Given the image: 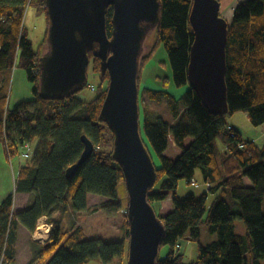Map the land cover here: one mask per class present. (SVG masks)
Masks as SVG:
<instances>
[{"label":"trees","instance_id":"obj_1","mask_svg":"<svg viewBox=\"0 0 264 264\" xmlns=\"http://www.w3.org/2000/svg\"><path fill=\"white\" fill-rule=\"evenodd\" d=\"M192 6L193 0H162L161 22L144 46L145 50L153 41L151 53L141 60L140 100L146 95L152 102H166L177 120L171 124L161 117L154 118L148 109L142 116L140 101L142 136L152 157L156 154L161 164L156 166L157 182L149 202L154 206L172 197L174 206L168 215H159L166 227L162 248L168 247L169 252L165 258L159 257L158 264H183L182 240H198L203 226L217 235L218 240L199 247L192 264H263L264 144L244 139L228 117L244 112L255 127L264 126V0L239 3L228 26L227 114L211 113L189 86L188 66L195 39L190 22ZM29 7L47 17L46 0H0V143L9 158L19 156L27 143L33 147L31 158L16 180V193L31 194L30 204L24 211L15 213V195L0 203V264L16 262L20 226L34 233L45 216L54 228L33 264H87L96 259L103 264H112L116 259H119L117 264H122L126 259L128 264V213L125 238L117 242L87 239L81 227L63 231L54 218L56 210L63 205L71 204L76 213L87 211L89 194L110 199V207L117 209L121 204L114 203L119 200V188L126 178L113 160L114 135L100 121L108 90L103 85L108 82L109 86L108 74L102 76L100 59L90 54L93 73L102 80L93 101L79 99L82 91L65 100L43 98L39 60L47 49L42 51L44 43L47 47V36L35 50L25 26ZM112 16L110 8L109 36ZM161 44L168 55L171 73L162 81L161 89H154L143 85L142 79ZM17 69L24 70L33 84V99L11 107L10 90ZM89 86L88 82L86 88ZM172 89L185 91L176 98ZM83 136L96 150L69 178L68 170L85 150ZM170 137L182 151L177 159L165 155ZM188 139L193 140L189 146ZM198 172L202 173L204 183L210 185L208 193L201 197L194 194L179 197L181 182L192 186ZM210 196L215 197L211 205ZM238 220L245 223L247 235L237 234Z\"/></svg>","mask_w":264,"mask_h":264},{"label":"water","instance_id":"obj_2","mask_svg":"<svg viewBox=\"0 0 264 264\" xmlns=\"http://www.w3.org/2000/svg\"><path fill=\"white\" fill-rule=\"evenodd\" d=\"M46 8L48 35L39 60L40 94L65 100L80 93L88 84L90 54L100 59L102 76H109L100 121L114 135L113 160L124 171L129 195L128 264H158L166 227L149 202L157 167L142 136L139 78L147 37L161 22L162 0H46ZM190 22L195 39L189 86L211 113L227 114L229 23L221 16L220 1L193 0ZM82 141L85 150L68 170L69 178L95 153L86 136Z\"/></svg>","mask_w":264,"mask_h":264},{"label":"rangeland","instance_id":"obj_3","mask_svg":"<svg viewBox=\"0 0 264 264\" xmlns=\"http://www.w3.org/2000/svg\"><path fill=\"white\" fill-rule=\"evenodd\" d=\"M221 3V15L228 22L232 23L234 19L235 7L241 3L248 0H219ZM25 26L30 33V38L33 42L35 50H38L46 38L48 32V20L44 13H41L34 7H29L25 16ZM153 35V32L147 37ZM153 41L151 42V44ZM45 44V43H44ZM43 44V50L46 49V44ZM149 44L143 53L146 57L151 53L152 45ZM171 68L168 59V55L161 44L157 51L155 52L154 60L150 61L143 73L142 84L147 85L150 88L161 89L162 81L168 76H170ZM1 79V78H0ZM88 82L90 85L98 88L102 80L99 75L93 73V65L90 62L88 70ZM103 88H108V82H105ZM33 84L27 79V73L24 70L17 69L14 72L12 86L10 90V105L11 107L17 104L33 99L32 94ZM185 89H172V93L176 98H179ZM97 97L96 92H91L90 89H85L82 91L78 98L91 102ZM142 106V116L143 111L148 109L152 112L154 118L161 117L164 121L175 124L177 120L174 119L170 112L169 107L166 102L156 103L149 100L146 95H143L141 100ZM143 120V118H142ZM233 120V121H232ZM228 121H232L244 135V138L248 139H258L261 143L264 140V126L255 127L249 120L248 116L244 112L236 113L232 117H228ZM193 142L192 139H188L186 145L189 146ZM34 146L36 144H33ZM220 149L223 150V146L218 142ZM182 151L175 146L174 140L170 137V145L168 151L165 155L171 159H177L181 155ZM153 159L157 167H160V161L156 154L153 153ZM28 161L24 159L21 155L13 156L9 158L5 152L3 144L0 143V203L7 199L10 195L17 196L16 193V180L19 176L20 169L26 165ZM196 181L200 184V187H192L186 185L183 181L181 182L179 189L177 191L178 196L185 198L189 194H194L196 197H201L203 194L208 193V188L204 183L203 175L198 172L196 175ZM214 196H210L209 205L214 200ZM95 203V202H94ZM114 204H121L117 209L111 208L109 203L103 204L98 203L94 207V211H91L88 215H77L74 216V212L68 209L67 205L62 206L61 215L59 218L60 225L63 227V231H69L74 228L75 222L83 223L85 226L84 230L86 232L87 239H97L101 238L107 240L108 242H117L125 238L126 228V214L127 208L129 206V195L126 187V183H122L119 188V200ZM97 207V208H96ZM158 215L161 213H166V205L161 208V204L154 205ZM101 209L102 211L98 212ZM46 217V216H45ZM44 218V217H43ZM42 219V218H41ZM48 219V218H47ZM49 221V219H48ZM50 222V221H49ZM52 223V222H51ZM236 232L239 235H247V227L245 223L241 220L236 221ZM33 233H21L19 232V237L17 241V257L14 264H33L36 260L38 252L41 246L37 244L33 238ZM218 240V236L210 233L207 226H203L202 235L198 240L188 241L182 240L181 242V252L183 253V264H192L196 261L198 257L199 247H206L207 245ZM169 252L168 247H163L160 251L161 259L165 258ZM119 259H116L112 264H117ZM9 264V263H4ZM87 264H103L100 260H90ZM122 264H127L125 259ZM264 264V261H263Z\"/></svg>","mask_w":264,"mask_h":264},{"label":"crops","instance_id":"obj_4","mask_svg":"<svg viewBox=\"0 0 264 264\" xmlns=\"http://www.w3.org/2000/svg\"><path fill=\"white\" fill-rule=\"evenodd\" d=\"M1 77V75H0ZM233 121V120H232ZM230 121V124L236 128L242 135L243 133L241 132V130L236 126L234 125V123ZM244 137V135H243ZM244 139H248V138H244ZM248 140H251V139H248ZM255 140L258 144L260 145H263L264 144V140L261 141V143H259L260 141L258 139H253ZM22 168V167H21ZM32 200V195L31 194H28V193H24V194H17V196H15V204H14V212L15 213H20L22 211H24L28 205L30 204ZM103 203V204H106V203H109V205L111 204V200L108 199V198H104V197H101V196H98V195H94V194H89L88 195V210L85 211V212H81V213H76L71 204H68V209L70 211H73L74 212V216H77V215H88L90 214L91 211H94V207L98 205V203ZM95 202V203H94ZM162 207L161 208H164L165 205H166V213H161L160 215L161 216H166L168 215L169 213H171L173 210H174V206H173V203H172V197H170L168 200H166L165 202L161 203ZM97 208V207H96ZM112 208H110L111 210ZM61 211H62V206H60L57 210H56V214L54 215V218L56 219V221L60 224V221H59V218H60V215H61ZM102 211L101 209L98 210V212ZM48 218V217H47ZM49 219V218H48ZM50 221V219H49ZM74 224L75 226L74 227H81L83 228L84 230L85 229V226L83 225V223H80V222H75L74 221ZM61 226V225H60ZM19 232L20 234L21 233H27L29 234L30 232L24 228L23 226H20L19 228ZM31 234V233H30Z\"/></svg>","mask_w":264,"mask_h":264},{"label":"built area","instance_id":"obj_5","mask_svg":"<svg viewBox=\"0 0 264 264\" xmlns=\"http://www.w3.org/2000/svg\"><path fill=\"white\" fill-rule=\"evenodd\" d=\"M89 89L91 90V92H96V87H94L93 85H90ZM228 129L231 131L232 126H229ZM32 154H33L32 145L30 143L25 144L22 148L20 155L24 159L28 160L31 158ZM191 184L193 187H197V188L200 187V184L196 180H193ZM205 185L208 187L210 186L209 184H205ZM53 228H54V224L49 222L47 217L40 219L36 227V230L32 234L33 240L40 245L47 244L51 238Z\"/></svg>","mask_w":264,"mask_h":264},{"label":"bare ground","instance_id":"obj_6","mask_svg":"<svg viewBox=\"0 0 264 264\" xmlns=\"http://www.w3.org/2000/svg\"><path fill=\"white\" fill-rule=\"evenodd\" d=\"M141 101V100H140Z\"/></svg>","mask_w":264,"mask_h":264}]
</instances>
